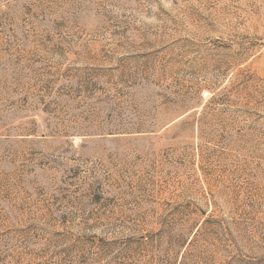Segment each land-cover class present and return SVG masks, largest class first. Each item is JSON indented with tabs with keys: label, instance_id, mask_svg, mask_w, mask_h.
Wrapping results in <instances>:
<instances>
[{
	"label": "rangeland",
	"instance_id": "rangeland-1",
	"mask_svg": "<svg viewBox=\"0 0 264 264\" xmlns=\"http://www.w3.org/2000/svg\"><path fill=\"white\" fill-rule=\"evenodd\" d=\"M0 264H264V0H0Z\"/></svg>",
	"mask_w": 264,
	"mask_h": 264
}]
</instances>
